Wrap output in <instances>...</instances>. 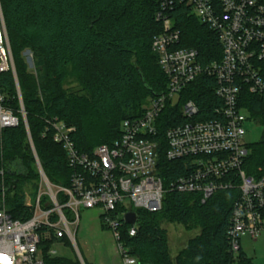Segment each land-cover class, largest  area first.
Masks as SVG:
<instances>
[{
	"label": "trees",
	"instance_id": "trees-1",
	"mask_svg": "<svg viewBox=\"0 0 264 264\" xmlns=\"http://www.w3.org/2000/svg\"><path fill=\"white\" fill-rule=\"evenodd\" d=\"M0 5L38 159L51 184L70 187L73 172L65 151L53 142L51 133L43 136L46 120L59 118L74 127L77 148L91 153L97 146L113 145L121 137L122 123L141 117L148 100L166 92L167 78L152 50L153 39L163 31L156 20L158 1L0 0ZM172 17L181 32L179 48L196 49L203 64L222 58L216 34L188 9L178 7ZM27 51L33 54L36 74L29 70ZM215 88L213 78L200 76L182 93V102H195L200 117L213 119L214 110L221 106ZM0 92L21 118L17 128L0 131V169L5 170L0 208L4 199L11 217L25 221L32 218L34 209L26 207L24 193L30 187L36 200L41 176L19 113L12 73L0 74ZM242 97L251 120L264 125L262 100L248 91ZM183 122L178 108H168L159 119L158 170L167 187L180 175L183 163L167 160L165 132ZM244 170L250 176L264 175V135L249 151ZM240 196L237 189L221 191L203 202L198 194L168 192L161 211L136 210L137 233L131 237V226L124 224L122 243L140 264H233L228 231ZM59 203H63L62 196ZM163 223L200 234L173 260ZM54 241L44 243L45 254ZM61 241L72 246L66 238ZM47 262L80 264L59 257ZM238 264H251L242 250Z\"/></svg>",
	"mask_w": 264,
	"mask_h": 264
},
{
	"label": "built area",
	"instance_id": "built-area-1",
	"mask_svg": "<svg viewBox=\"0 0 264 264\" xmlns=\"http://www.w3.org/2000/svg\"><path fill=\"white\" fill-rule=\"evenodd\" d=\"M157 1L156 20L163 31L153 39L152 50L167 78L166 92L150 98L141 117L125 120L121 137L113 145L97 146L91 153L77 148L74 127L59 118L46 120L43 136L51 133L53 142L65 151L73 172L70 187L55 186L40 172L0 5V74L14 76L19 113L41 176L36 200L25 197L26 207L34 209L32 218L13 219L3 199L0 264H53L47 259L58 258V252L50 248L45 254L44 243L66 238L74 244L82 208L102 210L100 217L113 233L120 264H140L122 243L126 215L136 210L161 211L168 192L198 194L206 202L218 192L239 190L228 231L233 264H238L244 238L256 242L264 237V175L250 176L244 170L249 155L246 127L263 124L251 120L242 97L248 91L264 103V0ZM181 6L216 34L222 48L219 61L203 64L196 49L179 48L181 32L172 14ZM27 53L35 70L33 54ZM200 76L216 82L215 95L221 106L214 110L213 119L200 117L195 102H182V93ZM7 101L0 92V131L21 123ZM168 108H178L184 122L165 132L167 160L183 163L182 172L167 187L158 170L160 143L156 138L159 119ZM4 177L5 170L0 169V180ZM44 195L48 203H43ZM136 233L137 223L129 229L131 237Z\"/></svg>",
	"mask_w": 264,
	"mask_h": 264
},
{
	"label": "rangeland",
	"instance_id": "rangeland-1",
	"mask_svg": "<svg viewBox=\"0 0 264 264\" xmlns=\"http://www.w3.org/2000/svg\"><path fill=\"white\" fill-rule=\"evenodd\" d=\"M24 56L29 66V70L36 74L30 60V53L25 52ZM247 136L244 139L249 151L259 144L264 135V126H247ZM31 188L28 187L24 193L25 197L32 196ZM46 191V188L43 190ZM44 194V193H43ZM46 198L48 203V197ZM101 209L80 211V221L75 234V243L72 246H65L62 241H54L52 247L58 252V257L76 261L80 264H119L120 257L117 253V246L112 231L105 228L101 219ZM162 228L167 231L170 245V254L174 260L182 252L191 239L200 234L199 230L188 231L178 224L163 223ZM244 252L251 264H264V237L254 242L249 238L241 241Z\"/></svg>",
	"mask_w": 264,
	"mask_h": 264
},
{
	"label": "water",
	"instance_id": "water-1",
	"mask_svg": "<svg viewBox=\"0 0 264 264\" xmlns=\"http://www.w3.org/2000/svg\"><path fill=\"white\" fill-rule=\"evenodd\" d=\"M25 124L28 126L27 119L25 120ZM39 165H40L39 167H40L41 174L46 177V175H45V173H44V171H43V169L41 167V164H39ZM125 222H126V224L131 225V226L135 225L137 223V214L136 213L127 214L126 218H125Z\"/></svg>",
	"mask_w": 264,
	"mask_h": 264
},
{
	"label": "crops",
	"instance_id": "crops-1",
	"mask_svg": "<svg viewBox=\"0 0 264 264\" xmlns=\"http://www.w3.org/2000/svg\"><path fill=\"white\" fill-rule=\"evenodd\" d=\"M245 239V238H244ZM242 251L244 252V250H243V247H242ZM245 253V252H244ZM246 254V253H245ZM247 256V255H246ZM120 264V263H119Z\"/></svg>",
	"mask_w": 264,
	"mask_h": 264
}]
</instances>
